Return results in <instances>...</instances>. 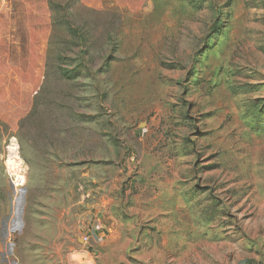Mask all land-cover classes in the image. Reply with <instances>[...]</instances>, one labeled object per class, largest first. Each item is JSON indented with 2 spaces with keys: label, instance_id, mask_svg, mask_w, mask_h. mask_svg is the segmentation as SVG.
I'll list each match as a JSON object with an SVG mask.
<instances>
[{
  "label": "rangeland",
  "instance_id": "374dc122",
  "mask_svg": "<svg viewBox=\"0 0 264 264\" xmlns=\"http://www.w3.org/2000/svg\"><path fill=\"white\" fill-rule=\"evenodd\" d=\"M83 253L264 264V0H0V260Z\"/></svg>",
  "mask_w": 264,
  "mask_h": 264
},
{
  "label": "crops",
  "instance_id": "0c3cea01",
  "mask_svg": "<svg viewBox=\"0 0 264 264\" xmlns=\"http://www.w3.org/2000/svg\"><path fill=\"white\" fill-rule=\"evenodd\" d=\"M85 4L87 5V3H85ZM98 227L99 228L97 230L100 231L99 234L101 235L103 233V231H104V226H102V224H100V226H98ZM97 236H98V234H97ZM97 236L96 235L92 236V239L94 240V242L97 241V238H96ZM14 247L15 246H7V245L2 246V248L4 250H5V248H8L7 251H9V252H13ZM62 247H63V245H58V246H54L53 248H59L60 249ZM27 251H38V247L36 245L27 246ZM81 252H83V251H81ZM1 258L2 259L0 260V264H26L25 262H21L20 260H18V258L10 259L6 255L1 256ZM86 258H87V254H84V253L82 254V256L77 255V254L76 255L75 254L69 255V260H71V261H73L74 263H77V264L78 263L79 264H83V262L85 260H87ZM35 261H37V260L35 259Z\"/></svg>",
  "mask_w": 264,
  "mask_h": 264
},
{
  "label": "built area",
  "instance_id": "2783aa9c",
  "mask_svg": "<svg viewBox=\"0 0 264 264\" xmlns=\"http://www.w3.org/2000/svg\"><path fill=\"white\" fill-rule=\"evenodd\" d=\"M25 184V177L21 175H17L14 179L13 185L15 188H22Z\"/></svg>",
  "mask_w": 264,
  "mask_h": 264
}]
</instances>
